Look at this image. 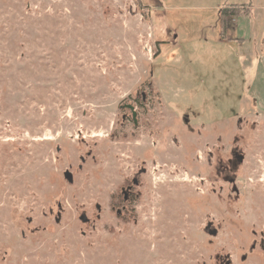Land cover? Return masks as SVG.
Instances as JSON below:
<instances>
[{
    "label": "rangeland",
    "instance_id": "374dc122",
    "mask_svg": "<svg viewBox=\"0 0 264 264\" xmlns=\"http://www.w3.org/2000/svg\"><path fill=\"white\" fill-rule=\"evenodd\" d=\"M0 264H264V0H0Z\"/></svg>",
    "mask_w": 264,
    "mask_h": 264
},
{
    "label": "trees",
    "instance_id": "16d2710c",
    "mask_svg": "<svg viewBox=\"0 0 264 264\" xmlns=\"http://www.w3.org/2000/svg\"><path fill=\"white\" fill-rule=\"evenodd\" d=\"M239 8L240 7L235 3H227L221 6L219 16L223 26L226 25V22L232 20L231 17L238 15L237 13Z\"/></svg>",
    "mask_w": 264,
    "mask_h": 264
}]
</instances>
